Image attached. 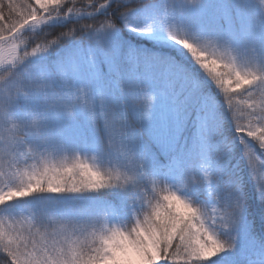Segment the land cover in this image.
Listing matches in <instances>:
<instances>
[{
	"label": "rangeland",
	"instance_id": "374dc122",
	"mask_svg": "<svg viewBox=\"0 0 264 264\" xmlns=\"http://www.w3.org/2000/svg\"><path fill=\"white\" fill-rule=\"evenodd\" d=\"M105 9L104 5L94 14ZM84 16L89 14L79 12L61 18H46L39 23L28 24L24 32L34 33L43 26ZM137 26L168 40H187L198 49L233 62L241 72L251 71L264 77V4L261 0H163L157 10L144 13ZM9 39V43L15 40L12 36ZM106 39L111 41L112 34L105 31L100 33L96 45H88L78 51V58L61 71L62 83L57 89L42 81L43 75L37 72L35 80L38 83L42 81L46 87L39 92L31 91L32 97L28 101L21 104L13 102L11 119L24 129L25 149L21 147V141L18 157L15 153L0 156V191L19 188L21 179H26L16 175L19 170L31 169L34 165L42 167L45 160L57 165L72 163L80 154L101 173L119 171L132 177L126 186L136 183L133 198L115 211L97 207L89 211L77 205L63 210L58 205L48 204L44 208H35L36 217L35 213H22L21 216L15 212L8 221L21 234L30 230L37 232L39 243L51 245L53 237L49 234L56 231L55 246L63 252L61 258L71 260L74 250L79 252L91 244V230L106 231L114 223L121 230H130L150 210V197L155 203L157 197L162 200L164 195L173 192L181 199L193 202L205 192L209 226L219 235L225 251H244L246 255L258 252L262 254L261 262H255L264 264V249H259L249 238L245 227L238 223L239 195L236 192L226 197L218 195L206 176V151L212 145L207 128V117L213 113L211 106L205 108L204 118L194 130L191 157L187 151L183 160L177 154L183 105L171 94L166 81H154L150 75L132 74L126 94L145 108L140 114V108L133 105L139 125L147 131L152 143L171 153L168 171L158 173L154 181L150 172L154 162L144 151L142 143L145 138L130 134L128 128L120 135L110 132L108 121L118 120L117 113L110 107V99L119 104L121 97L118 87L107 78L108 73L114 72L109 55L114 44L102 47ZM4 44L0 45V54L6 47ZM53 92L56 93L55 98ZM69 95L76 98L74 104L67 101ZM120 115L124 116L123 110ZM122 124L125 126L124 121ZM245 148L254 186L257 192L264 194V160L248 143ZM24 154H28L27 157ZM13 157H16L14 163ZM224 213H230V216L224 218ZM33 220L36 227H33ZM53 224L54 229L50 228ZM75 225H87L89 232L81 235Z\"/></svg>",
	"mask_w": 264,
	"mask_h": 264
},
{
	"label": "trees",
	"instance_id": "16d2710c",
	"mask_svg": "<svg viewBox=\"0 0 264 264\" xmlns=\"http://www.w3.org/2000/svg\"><path fill=\"white\" fill-rule=\"evenodd\" d=\"M161 1L163 0H106V2L93 0V4L89 5V0H76L73 5L70 0H65L66 5L62 4L61 8L55 12L43 13L44 19L79 12H85L89 16L69 19L61 24L46 25L34 33L24 32L17 36L0 54V76L6 80L2 86L7 85V79L12 73L35 80L39 74L37 72H40L43 75L42 81L51 83L55 90L62 83L61 71L69 62L78 58V51L88 45H96L100 33L105 31L111 33L112 40L106 39L102 47L107 48L110 44H114L109 54L114 72L108 73L107 78L118 87L120 91L118 95L121 98L119 104L111 98L110 107L117 113L116 121L125 122V126L122 124L123 131L128 128L130 134L135 133L145 138L142 142L144 151L148 152L150 160L153 159L154 162V166L150 168L151 180L154 181L158 173L160 175L168 171L171 153L152 143L147 131L139 125L135 110H132L133 105L137 109L140 108V114L145 110L142 103L129 99L126 94L128 82L135 73L143 76L150 75L154 81H166L171 94L176 97L180 105H183L180 109L182 127L177 147V154L183 160L187 151L190 157L194 151V130L204 118L205 108L212 107L213 113L207 117V128L212 137V145L206 151L208 166L206 176L211 180L213 189L217 191V194L219 193L218 195L226 197L233 192L239 195L240 211L236 214L238 223L245 227L255 245L259 249H264V194L257 192L254 186V180L247 165L245 144L248 143L256 155L263 160L264 148L255 138L247 136L246 132L239 131L246 127L248 113L253 111L248 104L255 101L257 112L260 110V105L264 104V80L255 82L251 87L247 88L245 85L235 89L234 93L226 94L213 76L200 65L181 42L168 40L152 31L138 27L139 18L147 11L157 10ZM27 3L38 7L35 5V0H0V25L5 22L20 21L24 9L18 6ZM104 5L106 9L95 15L94 13ZM68 8H72V12H69ZM86 25H92V27H86ZM5 36H9V33L5 32ZM36 43L46 46H42L39 51L33 53L32 49ZM13 45L17 47V53L15 56H10L8 50ZM24 51L29 55L21 60L19 58L23 56ZM2 83L3 81H0V84ZM229 95L233 97L234 104L229 102ZM31 97V91L27 95L21 93L16 96L14 102L21 104ZM186 101L189 105H184ZM121 109L124 111L123 117L120 115ZM25 142L26 140L22 139L23 149H25ZM27 155L24 154L25 157ZM77 159L84 161L80 154ZM84 162L90 164L87 161ZM133 184L134 182H131L126 186L127 183L124 184L121 181L109 183L102 188L78 192L36 191L24 197H5V203L0 204V221H3L6 233L4 242L21 234L12 226V222L8 221L15 212L21 216L22 213L30 215L35 213L36 217L38 214L35 208H44L48 204L58 205L63 210H70L77 205L89 211L96 207L101 210L115 211L119 207L123 208L133 198L136 183ZM21 186L22 184L19 187ZM205 195L206 193L202 192L193 202L189 200L186 202L200 211L201 218L220 241L219 235L208 223ZM35 220L37 221V218ZM36 221L33 224L36 225ZM112 228H118L116 223L112 225ZM28 233L23 235L27 236ZM31 233V239L38 242L37 232ZM261 255L258 252L246 255L244 251L228 253L224 248L212 257L201 256L187 259L182 254L179 257L161 261L160 264H258L261 262L259 261ZM0 264H11V257L3 244H0Z\"/></svg>",
	"mask_w": 264,
	"mask_h": 264
},
{
	"label": "snow or ice",
	"instance_id": "6c2138e0",
	"mask_svg": "<svg viewBox=\"0 0 264 264\" xmlns=\"http://www.w3.org/2000/svg\"><path fill=\"white\" fill-rule=\"evenodd\" d=\"M70 2L74 5L76 0H70ZM62 4L66 5L65 0H35V5L38 7L32 3L18 6L24 9L22 18L15 23L5 22L0 25V45L7 42L8 38L5 36V32L16 39L28 24L41 22L44 19L43 13L55 12L61 8ZM91 4H93V0H89V5ZM68 11L72 12V8H68ZM86 27H92V25H86ZM181 43L191 53H195L193 57L213 76L226 94L234 93L235 89L245 85L247 88L251 87L257 80H264V77L257 76L254 72H241L233 62L226 61L215 53L198 49L187 40H183ZM42 46L46 45L36 43L32 52L39 51ZM16 53L17 47L13 45L8 50V54L15 56ZM203 54L207 55V59H201ZM26 55L29 53L24 51L23 56L19 59L22 60ZM9 77L6 86H2L6 80L0 84V88H3V93L0 95V141H3V144L0 145V149H2L0 156H10L15 153L18 157L21 154L20 143L24 129L12 121L10 109L18 94L27 95L29 91L39 92L46 85L15 73ZM52 95L53 98L56 97L55 92ZM75 99L71 95L67 97V101L73 104ZM229 102L234 104L231 95H229ZM248 107L253 111L248 113L246 127L239 131L246 132L247 136L255 138L264 148V104L260 105L259 112L256 111L255 101L248 104ZM108 126L113 135L123 133L122 122L110 119ZM16 157H13L12 163L15 162ZM16 175L22 178L26 177V179H21L22 186L19 188L0 191V204L5 203V197H24L36 191L78 192L85 189L102 188L109 183L121 181L127 183L133 179L119 171L101 173L92 165L79 159L72 163L59 165L45 160L42 167L34 165L31 169L17 171ZM154 201L155 203L151 197L149 198L150 210L130 230L119 228L106 231L91 230V244L79 252L74 250L71 260L61 258L64 254L55 246L54 238L58 235L56 231L49 234L53 237L51 245L31 239L30 231L27 236L19 234L11 237L5 243L6 233L3 221H0V244H3L11 257V264H160L161 261L179 257L182 254L187 259L201 256L212 257L224 249V244L213 235L205 220L201 218L200 211L175 193L169 192L163 196L162 200L157 197ZM229 216L230 213H224V218ZM75 226L81 235L89 232L87 225ZM33 227L36 225L34 224ZM50 228L54 229L55 224Z\"/></svg>",
	"mask_w": 264,
	"mask_h": 264
},
{
	"label": "clouds",
	"instance_id": "9594fccd",
	"mask_svg": "<svg viewBox=\"0 0 264 264\" xmlns=\"http://www.w3.org/2000/svg\"><path fill=\"white\" fill-rule=\"evenodd\" d=\"M261 3L264 4V0H261ZM192 55H195V53H191ZM201 59H207V55L206 54H203L201 55ZM4 77L3 76H0V81H4Z\"/></svg>",
	"mask_w": 264,
	"mask_h": 264
},
{
	"label": "water",
	"instance_id": "95a60500",
	"mask_svg": "<svg viewBox=\"0 0 264 264\" xmlns=\"http://www.w3.org/2000/svg\"><path fill=\"white\" fill-rule=\"evenodd\" d=\"M25 30H26V29L24 28L23 31H25ZM23 31H22V32H23Z\"/></svg>",
	"mask_w": 264,
	"mask_h": 264
}]
</instances>
